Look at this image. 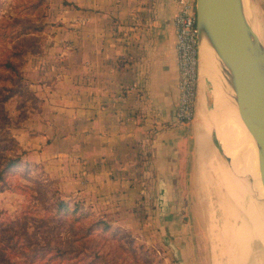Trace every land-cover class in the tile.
Listing matches in <instances>:
<instances>
[{
	"label": "crops",
	"instance_id": "1",
	"mask_svg": "<svg viewBox=\"0 0 264 264\" xmlns=\"http://www.w3.org/2000/svg\"><path fill=\"white\" fill-rule=\"evenodd\" d=\"M46 1V29L22 66L37 106L9 115L23 159L114 225L134 226L144 206L167 207L161 221L173 223L192 138L174 116L175 1ZM165 236L173 264H201L186 232Z\"/></svg>",
	"mask_w": 264,
	"mask_h": 264
},
{
	"label": "rangeland",
	"instance_id": "2",
	"mask_svg": "<svg viewBox=\"0 0 264 264\" xmlns=\"http://www.w3.org/2000/svg\"><path fill=\"white\" fill-rule=\"evenodd\" d=\"M37 1L0 0V26H4L0 34L14 32L24 24H43L44 32L48 1L43 0L41 6L33 8L32 5ZM251 4L252 11L247 13L252 20H256L260 31H264V0H251ZM40 35H23L6 43L1 41L0 35V103L2 101L7 112L6 122L0 121V138H10V113L27 101H32V106H37L36 97L29 91L28 83L23 77L22 66L26 51L33 44H38ZM6 61L12 62L14 69L5 66ZM200 82L203 83L202 77ZM206 93L207 97L203 98L201 91L199 92L198 106L199 109H204L198 111L191 122L188 171L183 175L185 180L176 184V205L169 207L173 223L161 221L162 215L168 213L167 207L159 209L144 206L139 208L138 223L123 227L124 231L120 230L117 236H106L97 231L87 235L82 226L92 218L81 221L75 220L76 215L55 213L54 204L47 199L56 189L54 181L39 170L25 172L23 168H18L7 175L11 189L0 192V264H173L172 256L166 252V249L172 247L165 236L166 230L186 232L191 237L189 246L203 250L201 264H234V253L222 234L224 230H230L236 221L224 215L222 207H219L218 196L222 195L221 199L224 200L226 187L235 192L242 187L238 186L240 176L235 170L238 167L241 171L245 170L246 159L238 164L225 156L222 161L226 160V163H223L218 157V172L225 174L223 182L218 183L219 190L213 170L207 175L198 173L197 149L201 126H209L208 134L202 140L207 151L225 150L216 141L215 126H210L212 114L216 116V112L208 87ZM256 173L257 170L253 169L251 175ZM58 193V197L69 199L60 190ZM248 194H251V189ZM244 205L245 202L241 206ZM205 253L210 256L208 263L206 260L209 258ZM250 255L252 257L250 256L249 264H258V255L251 246Z\"/></svg>",
	"mask_w": 264,
	"mask_h": 264
},
{
	"label": "water",
	"instance_id": "3",
	"mask_svg": "<svg viewBox=\"0 0 264 264\" xmlns=\"http://www.w3.org/2000/svg\"><path fill=\"white\" fill-rule=\"evenodd\" d=\"M195 16L197 101L205 72L222 88L256 140L258 171L264 187V40L255 32H259L258 26L240 0H196Z\"/></svg>",
	"mask_w": 264,
	"mask_h": 264
},
{
	"label": "bare ground",
	"instance_id": "4",
	"mask_svg": "<svg viewBox=\"0 0 264 264\" xmlns=\"http://www.w3.org/2000/svg\"><path fill=\"white\" fill-rule=\"evenodd\" d=\"M240 3L246 12L251 13V0H240ZM255 32L261 41L262 39L264 40V31H260L259 29V32L256 30ZM202 74L203 83H200L201 90H199V92L201 91L203 98H206L207 87L211 90L216 116L212 114L213 116L209 123L210 126H215L216 141L225 150L220 152L207 151L206 145H204L202 140L204 136H206L205 134H208L209 126L203 128L205 125L202 124L203 126L199 129V137L201 138H199V146L197 149L199 158L197 170L201 175H207L210 170H213L216 175V187L219 190L220 187H218V183L223 182V176H225V174L218 172V157H220L222 161V159H225V156H227L228 159L231 158V162H238V164L242 159H246L245 170L241 171L239 167L238 170H235L236 174L240 176L238 179L240 185L238 186L242 185V187H240L237 192L232 188L230 189V187H226L224 200L221 199L222 195L218 196L219 207H222L221 210L223 209L224 215L236 221L235 225L232 223L233 225L230 230L225 231L223 229L224 233L222 235H224L225 239L229 242L232 249L230 250L234 253V264H249L251 256L250 246L255 249L258 255V264H264V201H261L264 199V187L260 181L258 171L256 140L248 130V126L242 119L241 114L230 102L218 83L209 80L205 72ZM206 81H209V83L211 82V85L205 84ZM201 109H204V107ZM201 109H199V111ZM223 152H225V155ZM219 153H222V155L219 156ZM222 162L226 163V160ZM253 169L257 170L255 175H251ZM233 186L236 187L235 185ZM249 189H251V194H248ZM226 199L228 201H226ZM243 202H245L244 207L241 206Z\"/></svg>",
	"mask_w": 264,
	"mask_h": 264
},
{
	"label": "trees",
	"instance_id": "5",
	"mask_svg": "<svg viewBox=\"0 0 264 264\" xmlns=\"http://www.w3.org/2000/svg\"><path fill=\"white\" fill-rule=\"evenodd\" d=\"M42 4H43V0H38L32 5V7L33 8L39 7ZM3 28L4 26H0L1 31ZM43 30H44L43 24L42 25L41 24L40 25L24 24L21 28L19 29L17 28V30H15L14 32H2L0 34L2 36L1 41L3 43L11 42V41L18 39L20 36L39 34ZM4 65L11 69H14L12 62L6 61L4 62ZM3 106L4 105L1 101L0 121L6 122L7 112ZM1 127L2 125L0 126V129ZM23 153H24L23 150L21 149V147L19 146L18 142L13 137L11 132H10V138L8 139L0 138V192H3L7 189H11V183L7 179V175L12 170H16L18 168H23L25 172L36 169L48 177V175L45 173V171L43 170L40 164L24 160ZM50 180L54 181V183L56 184V189L53 191L52 195H50L47 199L54 204V207L56 208V211H55L56 214L76 215L75 220H81V221L92 218L91 221L85 222L82 226L83 229H85L87 235L89 233H92L93 231H97V232H102L106 236L113 235V237H115L118 235L120 230H123L122 226L112 224L103 215L95 213L90 208H84L83 204L79 200H76L74 198L73 199L69 198L65 200L63 198L58 197L59 189L57 186V182L53 179H50ZM54 207L52 208L55 210Z\"/></svg>",
	"mask_w": 264,
	"mask_h": 264
},
{
	"label": "built area",
	"instance_id": "6",
	"mask_svg": "<svg viewBox=\"0 0 264 264\" xmlns=\"http://www.w3.org/2000/svg\"><path fill=\"white\" fill-rule=\"evenodd\" d=\"M174 1L177 8L173 26L178 72V102L174 116L179 122L190 123L196 117L198 85L196 0Z\"/></svg>",
	"mask_w": 264,
	"mask_h": 264
}]
</instances>
